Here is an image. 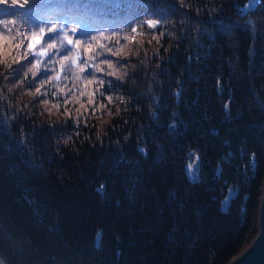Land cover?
Returning <instances> with one entry per match:
<instances>
[{"label":"trees","instance_id":"trees-1","mask_svg":"<svg viewBox=\"0 0 264 264\" xmlns=\"http://www.w3.org/2000/svg\"><path fill=\"white\" fill-rule=\"evenodd\" d=\"M249 1L95 0L68 27L96 39L50 77L0 64V264H226L248 246L264 190V0ZM66 15L7 0L0 32Z\"/></svg>","mask_w":264,"mask_h":264},{"label":"snow or ice","instance_id":"snow-or-ice-1","mask_svg":"<svg viewBox=\"0 0 264 264\" xmlns=\"http://www.w3.org/2000/svg\"><path fill=\"white\" fill-rule=\"evenodd\" d=\"M7 0H0V4L6 3ZM17 0H12V3L15 5ZM50 4L60 5L63 10L67 13L64 20L66 23L61 22L57 27L55 25H49L45 30L43 27H39L40 36L38 37L35 32H33V28L28 27L22 21L17 24L15 21H5L4 29L9 33H14L12 36V41H8L4 37V33L0 32V64H3L10 71L8 75L4 78L7 80L9 77H14L17 81L23 82L20 80V73L22 68L27 67L22 64V61L29 60V63L32 64V67H27V70L24 72V78H27L28 74L31 73L33 79L35 80L36 76L40 73L41 65H44L43 76L41 79L48 78L55 71V62L56 56L59 54L60 50L63 49L65 52L73 51V49H78L81 41H85L90 43L91 40H95L96 37L93 33L98 32L100 30H94L91 34L87 36L79 35L80 33V25L78 27H71L69 29V25H77L75 21L77 19L74 18V14L81 9L90 8L95 0H48ZM103 3L108 5L110 8L121 9L125 7L122 3V0H102ZM252 3H255V0H251ZM129 6V5H128ZM23 7V5H21ZM150 14V13H149ZM163 19L166 17H161L160 20H147L145 23L149 28L157 27ZM9 24L15 26V30L9 27ZM71 32L72 39H68V32ZM132 31L135 32L136 28L133 27ZM29 33H32L31 38L29 39ZM103 35V33H101ZM40 37H46L48 41L52 43L45 44L44 41ZM60 40L59 45L55 43V41ZM118 43V41H117ZM104 50L113 55H117L118 53H113L111 48H107L104 45H100ZM98 56L99 53L97 52ZM80 56H76L74 60L70 61L68 64H62L60 68V72L64 74L65 78L68 75H71L72 68L76 65V62L80 60ZM95 59V56L92 57ZM13 64L20 65V67L13 68ZM84 70L86 71L88 68H96L97 71H102L98 68L97 65H94L89 62V60H84ZM108 67L111 68L112 64L108 63ZM89 76L93 73L88 72ZM111 75V73H109ZM59 79V76L56 77ZM102 83V81H101ZM36 92L39 94L41 92V88L37 87ZM110 99V98H109ZM68 101H65V104ZM92 103V101H89Z\"/></svg>","mask_w":264,"mask_h":264},{"label":"water","instance_id":"water-1","mask_svg":"<svg viewBox=\"0 0 264 264\" xmlns=\"http://www.w3.org/2000/svg\"><path fill=\"white\" fill-rule=\"evenodd\" d=\"M257 2L252 3L249 1L245 6L241 8L242 13L251 11ZM181 87L177 91V100L181 95ZM221 90V89H220ZM238 194L237 188L232 186L228 189L227 195L221 201V210L227 212L231 202L236 198ZM101 232L97 234V241H100ZM226 264H264V190L260 201L259 214H258V232L248 246L236 255L232 260Z\"/></svg>","mask_w":264,"mask_h":264},{"label":"rangeland","instance_id":"rangeland-1","mask_svg":"<svg viewBox=\"0 0 264 264\" xmlns=\"http://www.w3.org/2000/svg\"><path fill=\"white\" fill-rule=\"evenodd\" d=\"M137 37V35L135 34V35H133V37L132 38H136ZM137 50H135V52H136ZM81 58H82V55L80 56ZM134 57V56H133ZM127 64V63H126ZM121 65V64H120ZM122 66V65H121Z\"/></svg>","mask_w":264,"mask_h":264}]
</instances>
